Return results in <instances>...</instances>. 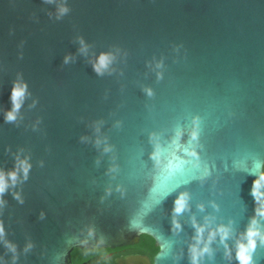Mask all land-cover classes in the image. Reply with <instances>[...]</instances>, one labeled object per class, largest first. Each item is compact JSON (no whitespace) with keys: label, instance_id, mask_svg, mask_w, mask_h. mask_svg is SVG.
I'll use <instances>...</instances> for the list:
<instances>
[{"label":"water","instance_id":"obj_1","mask_svg":"<svg viewBox=\"0 0 264 264\" xmlns=\"http://www.w3.org/2000/svg\"><path fill=\"white\" fill-rule=\"evenodd\" d=\"M62 4L69 11L58 16ZM101 53L114 59L97 75ZM18 79L29 95L6 123ZM17 155L31 164L28 178L0 206L17 259L0 240V264H74L75 248L141 235L158 247L154 264H192L197 227L202 248L221 225L229 238L217 234L199 264H237L235 243L253 217L264 232L256 177L246 174L264 171V0H0V169ZM181 193L188 201L176 229ZM252 256L264 264V248Z\"/></svg>","mask_w":264,"mask_h":264},{"label":"clouds","instance_id":"obj_2","mask_svg":"<svg viewBox=\"0 0 264 264\" xmlns=\"http://www.w3.org/2000/svg\"><path fill=\"white\" fill-rule=\"evenodd\" d=\"M46 2L51 3L52 0H46ZM69 11L68 7L65 5H61L58 8V16H63L67 14ZM80 43L82 45L80 51L85 52L87 46L84 45L83 39H80ZM69 59H71L70 56H65L64 63H68ZM114 59V56L111 53H101L95 61L92 62L93 70L97 73V75H103L105 71L109 69V65L112 63ZM157 67H160L159 64H157ZM159 75V74H158ZM144 91L146 94L151 97L154 93L151 88H145ZM29 95L28 93V86L26 82H22L21 80L13 81L11 93H10V103L11 107L10 109L5 110L4 118L6 123L15 122L17 120V117L20 113V109L22 107V104L26 98V96ZM192 125L193 130L190 133L192 140H198L199 134H200V118L193 117L192 119ZM99 126L96 127V131L99 132ZM177 136L182 135L181 131H177ZM82 140L87 139V137H82ZM104 144L103 151L105 153L113 151V146L106 143V138H100L97 137L95 140V144L97 147H99L101 144ZM187 151V150H186ZM191 156H197V153L195 151H192L188 153ZM159 156H160V148L159 145H156L154 147V151L150 154V158L155 162L159 163ZM31 168V164L28 162L27 158H21L19 155L16 157L15 165L11 170L5 171L3 169H0V206L4 204L3 196L5 192L10 187H15L17 181L20 179L21 174L24 180L28 178V173ZM110 171H115L116 166L113 165L110 169ZM256 178L253 180L252 183V189H251V195L255 198V200L258 202V207L255 209L256 215L260 217H264V194L261 193L260 189L262 186H264V171H261L258 173V175L255 176ZM14 198L20 200L21 203L23 201L21 200L18 193L13 192ZM187 201H188V194L187 193H181L178 198L174 202V209H173V224L176 229L180 228L179 223L175 220V215L183 212L187 207ZM44 213L41 212V218H43ZM203 227H197L196 229V236L195 244L190 246V258L192 264H199L200 259L207 253L209 255L212 254V249L210 248L211 241L216 237L218 234L220 237L221 243H224L229 236L231 229L226 226H219L216 230L210 232L208 236V241L204 242V246L201 248L199 245L202 242V234L204 232ZM5 237V231L3 227V222L0 221V240H3L5 248L13 253L12 259L13 262L17 259V246L4 239ZM259 239V242L261 244H264V232L261 231V227L255 217H253L250 221V224L248 225L246 231L241 235V238L236 241L235 248H236V255L235 259L237 261V264H254L253 261V252L257 248V240ZM33 245L31 243L27 244L24 251L27 252L29 249H31ZM225 255L230 259L231 258V249L229 246L225 243Z\"/></svg>","mask_w":264,"mask_h":264},{"label":"flooded vegetation","instance_id":"obj_3","mask_svg":"<svg viewBox=\"0 0 264 264\" xmlns=\"http://www.w3.org/2000/svg\"><path fill=\"white\" fill-rule=\"evenodd\" d=\"M157 251H154V246L144 243L140 238L136 244L113 248H75L72 251V262L74 264H154V255Z\"/></svg>","mask_w":264,"mask_h":264},{"label":"trees","instance_id":"obj_4","mask_svg":"<svg viewBox=\"0 0 264 264\" xmlns=\"http://www.w3.org/2000/svg\"><path fill=\"white\" fill-rule=\"evenodd\" d=\"M142 239V241H144V243L154 246V251L158 250V247L154 245L155 241L151 236L148 235H141L140 237Z\"/></svg>","mask_w":264,"mask_h":264},{"label":"snow or ice","instance_id":"obj_5","mask_svg":"<svg viewBox=\"0 0 264 264\" xmlns=\"http://www.w3.org/2000/svg\"><path fill=\"white\" fill-rule=\"evenodd\" d=\"M258 173H259V172L246 173V174H247V175H253V176H256V175H258ZM180 192H181V191H179V190H174V195L177 196ZM169 195L171 196V195H173V194L170 193ZM258 246H259L260 248H264V244H261L260 242H259V244H257V247H258Z\"/></svg>","mask_w":264,"mask_h":264}]
</instances>
